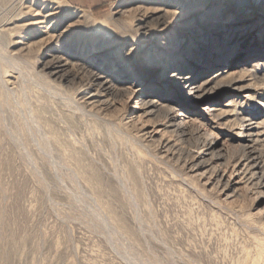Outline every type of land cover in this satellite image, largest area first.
<instances>
[{
    "label": "rangeland",
    "instance_id": "obj_1",
    "mask_svg": "<svg viewBox=\"0 0 264 264\" xmlns=\"http://www.w3.org/2000/svg\"><path fill=\"white\" fill-rule=\"evenodd\" d=\"M44 1L0 0V264H264V86L247 73L264 58L251 45L264 43V0ZM160 6L182 15L139 31ZM49 11L58 26L32 24ZM47 31L63 34L60 79L45 69ZM115 40L124 63L95 55ZM82 64L125 93L88 105ZM183 71L209 80L203 99ZM144 93L160 95L153 115ZM248 113L256 158L239 135Z\"/></svg>",
    "mask_w": 264,
    "mask_h": 264
},
{
    "label": "bare ground",
    "instance_id": "obj_2",
    "mask_svg": "<svg viewBox=\"0 0 264 264\" xmlns=\"http://www.w3.org/2000/svg\"><path fill=\"white\" fill-rule=\"evenodd\" d=\"M51 2L52 3L55 2L58 5L56 7L64 8V5L62 4V1L60 3L59 1H56V0L44 1V5H48V3H51ZM161 3H165V2L162 1ZM177 5H179V4H177ZM177 5L172 6V8H174L176 10H179V8H178L179 6H177ZM163 7L164 6H160L159 8L153 10V12H149L148 10L142 11L141 20H140V23H138V30L139 31H147L148 28H149L148 27L149 24L153 23L156 26L157 25L158 26H162L163 28L159 29V31L162 30L161 32H163L169 27L170 19L172 20V19H175L176 17H179V16L182 15L179 11L177 13H175L174 10L173 11L172 10H165V9H162ZM54 12H56V11H53V12L49 11L46 15H44V16L41 15V18H43V19H41V20L36 19L32 24L34 26H39L40 24L42 25V24H45V23L47 24L50 19H54L55 18L57 20L55 22H52L48 26L47 30H50L51 27L58 26L60 24L61 20H62V16L63 15L61 13H54ZM196 13L199 14L200 12H196ZM39 14L40 13H38V15ZM189 14H192V12H190ZM216 14L217 13H215L214 15H216ZM219 16L220 15H218V17ZM15 20L11 24H14L17 21V20L15 21ZM247 23H248V21H244V22H241L240 24L245 25ZM239 31H240V34L244 35L245 33H249L250 30L248 29V30H242L241 31L237 27L236 28V32H239ZM185 32H188L187 36L188 35H192L193 34L192 33L193 29H188L187 28V29H185ZM46 34H47V37H48L47 39H49V41L51 42L52 46L48 50V53L51 54V56H50L51 59H50V61H48L45 64V69L47 70L48 75H50L53 78L60 79V74L63 73L62 70L69 64L68 59L65 58V57H67V55H65L61 51L57 52V50H56L57 48H60L62 46V43H63L62 36H63V34H57V31L55 32L54 35L52 34V32H49V31H47ZM108 45H110V47H107V48H111V49L105 50L104 53H97L95 55L99 54L101 57H103L104 55L109 57V55H113L114 54V53H111L113 50H117V51H121L120 54L118 55V58H119L121 56V54H122V51H124L122 49L123 46L119 43L118 40H115L114 42L112 41V43H110ZM251 45H252V47H255V45L256 46L260 45L259 48H264V43H261V42L260 43H252ZM131 50L132 49H130L128 52H130ZM107 52H108V54H107ZM124 58H125V55H124V52H123L122 58H121L122 63L125 62ZM81 67H82L83 70L88 71V72L90 71L89 73H91L89 86H88L86 92L83 94V97L85 98V100H86L88 105L95 106V104L100 99H102L104 97H114V96H117L120 93H123V92L125 93V91L120 90L117 87V85H116L117 82L114 83L113 81H111L112 79L110 80L106 76V74L104 75V73L96 72L95 69H93V68H91V67H89L88 65H85V64H82ZM184 72L185 71H183L182 73H179V79H180L181 88L188 92V95L190 96V98L192 100L203 99L204 97H202V92L207 87V84H208L209 80H207L206 82H201V83L196 82V83H194V80H195L194 77L190 76L189 74L185 75ZM263 72H264V58L256 60L255 62H253L250 65V69H248V71H247V73L253 74L252 77H253V80L255 81L256 86L257 85L264 86V76L262 78L258 76L260 73H263ZM227 73H228L227 71H225L224 73L220 72V73H218L215 76V78L223 77ZM183 76H185V77H183ZM92 87H96V90H94L93 93H91ZM116 89H118L120 92H115ZM230 90H232V89H230ZM87 92H90V93H87ZM126 92H129V91H126ZM130 92H132V91H130ZM256 92H258V91L256 90ZM147 95H150V94L149 93H144L145 97ZM150 96H152V97L142 100L143 101L142 102V109L145 111L146 114L153 115V113L158 108L163 107V106H162V100L159 97L160 95L159 96L158 95L157 96L150 95ZM261 99L263 100L264 98H261ZM187 101H189V99ZM257 102L260 103L259 101H257ZM170 107L171 108L166 110L167 114H168V118L171 121H173V122H176V121L182 119L181 118L182 115H181L178 107L177 108L175 106H170ZM243 114L245 115V113H243ZM258 116H257V114H252V113L249 114L246 117V119H244V121H243L244 124L243 125L241 124L242 126L240 125L241 127L239 128V130H240L239 135L242 136L245 139V141H247L249 143L248 152H247V158L248 157L249 158H256L258 156V153H259L258 151L260 150V149L259 150L257 149V147H258L257 144L261 143L262 133L259 136V135H256L255 132L258 131L259 127L261 128V124H257V123L254 122V120H255L254 118L258 117ZM262 117H264V115ZM203 143H204V146H205V149H206V151H205L206 153H209L212 156H215L216 159H222L223 158V154H220L219 150H218V144L219 143H218L217 139L209 140V138L206 137V138H204ZM256 166L259 167L258 165H256Z\"/></svg>",
    "mask_w": 264,
    "mask_h": 264
}]
</instances>
